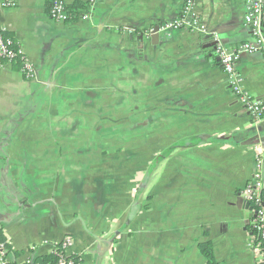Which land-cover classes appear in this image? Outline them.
<instances>
[{"label":"crops","instance_id":"1","mask_svg":"<svg viewBox=\"0 0 264 264\" xmlns=\"http://www.w3.org/2000/svg\"><path fill=\"white\" fill-rule=\"evenodd\" d=\"M184 1L99 0L87 21L60 23L47 0H0V28L36 73L0 61V228L12 264L66 238L82 264H208L207 242L218 264H264L241 196L264 157V118L254 123L230 90L212 38L229 50L252 41L246 1L201 0L207 34H146ZM238 71L264 103L263 56L242 54Z\"/></svg>","mask_w":264,"mask_h":264},{"label":"built area","instance_id":"2","mask_svg":"<svg viewBox=\"0 0 264 264\" xmlns=\"http://www.w3.org/2000/svg\"><path fill=\"white\" fill-rule=\"evenodd\" d=\"M87 8L80 11L77 19L87 21L92 16L95 5L99 0H82ZM247 12L244 18L246 26L252 33V41L243 44L237 50H229L217 34H212L214 41V53L220 66L227 76L230 90L237 98L244 110L250 115L254 123H259L264 118V103L251 96L244 88V79L238 71V63L244 53H259L264 58V0H245ZM201 0H185L180 14L172 21L160 25V32L172 30H189L196 34H207L208 28L204 21V15L200 9ZM17 6L16 0H3L2 7L6 9ZM66 0H52L49 16L60 23H68L72 16L67 11ZM84 12L83 14H81ZM156 27L146 29L147 35H153ZM133 30V29H132ZM132 30H129L130 32ZM136 30V29H134ZM134 30L132 32H134ZM6 29L0 28V61L11 63L16 59L22 61V72L27 79L35 78L34 66L25 56L19 43L5 37ZM264 173V157L256 155V172L251 181L241 191L243 199L253 208V217L248 222L250 247L256 257L264 261V191L262 176ZM62 253L58 264H73L69 260L73 256V241L66 238L62 243ZM59 245H54L51 254L58 255ZM10 251L6 244L0 242V264H12ZM26 264H36L35 259H28Z\"/></svg>","mask_w":264,"mask_h":264},{"label":"trees","instance_id":"3","mask_svg":"<svg viewBox=\"0 0 264 264\" xmlns=\"http://www.w3.org/2000/svg\"><path fill=\"white\" fill-rule=\"evenodd\" d=\"M47 6H48V11L50 12L51 7H52V0H47ZM86 8H87V5L82 0H75L73 5L67 6L66 9L69 12V14L72 16V18L70 19L69 22L76 21L79 12L85 10ZM5 37L13 39L8 33H5ZM14 41L16 42V40H14ZM13 62L16 63L17 66H19V67L22 66V61L19 59H16ZM0 242L6 244L7 248L11 252L10 247L7 243V239L4 236L1 228H0ZM61 245L62 244L60 243L59 248H58V252H59L58 255L50 253L46 256L38 257L36 259V264H58L61 253H62V246ZM199 248H200L202 255L206 258L208 264H218L215 260L213 246L210 242L199 244ZM69 260H71L73 262V264H82L81 256L76 255V254H73V256ZM24 264H26V263H24Z\"/></svg>","mask_w":264,"mask_h":264},{"label":"water","instance_id":"4","mask_svg":"<svg viewBox=\"0 0 264 264\" xmlns=\"http://www.w3.org/2000/svg\"><path fill=\"white\" fill-rule=\"evenodd\" d=\"M160 37V27H156L152 38H159Z\"/></svg>","mask_w":264,"mask_h":264}]
</instances>
